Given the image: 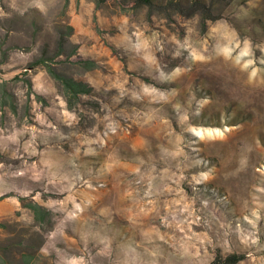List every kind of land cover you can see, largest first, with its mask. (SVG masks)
<instances>
[{
	"label": "rangeland",
	"instance_id": "1",
	"mask_svg": "<svg viewBox=\"0 0 264 264\" xmlns=\"http://www.w3.org/2000/svg\"><path fill=\"white\" fill-rule=\"evenodd\" d=\"M123 2L0 0V264H264V0Z\"/></svg>",
	"mask_w": 264,
	"mask_h": 264
},
{
	"label": "trees",
	"instance_id": "2",
	"mask_svg": "<svg viewBox=\"0 0 264 264\" xmlns=\"http://www.w3.org/2000/svg\"><path fill=\"white\" fill-rule=\"evenodd\" d=\"M122 7H125V0H116ZM104 2V0H96V3L99 4ZM135 8L140 7L142 5H146L149 8L164 11L166 9L174 10L175 12H179L182 15H192L196 12H200L204 15L206 19L214 20L217 17L214 15L212 11V7L210 4L206 2V0H167L165 2H160L157 0H133L131 2ZM36 63H44L48 68V71L52 76H54L62 85L65 94L70 98H74L81 92H86L88 89L85 84L79 81H75L70 77H66L60 75L56 71L50 68L48 63H45L43 58H39L35 61ZM10 92L6 89L5 82L0 83V98L2 100V104H6L10 100ZM8 103V104H9ZM12 106V105H11ZM28 207L32 212V215L38 222H42L46 215H49L44 208H42L38 203H28ZM243 259V255L231 253L222 257L221 255H216L215 258L209 264H235L239 260Z\"/></svg>",
	"mask_w": 264,
	"mask_h": 264
}]
</instances>
